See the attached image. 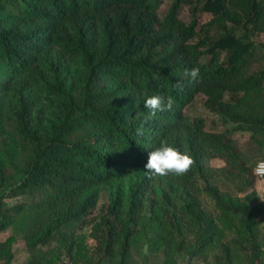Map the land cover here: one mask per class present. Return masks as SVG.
<instances>
[{
  "label": "trees",
  "instance_id": "16d2710c",
  "mask_svg": "<svg viewBox=\"0 0 264 264\" xmlns=\"http://www.w3.org/2000/svg\"><path fill=\"white\" fill-rule=\"evenodd\" d=\"M195 1L172 0L160 20V0H0V97H14L16 125L0 146V232H20L31 253L26 264H134L135 256L148 264L153 253L162 254L161 264H177L182 253L195 264L211 252L214 264H264V202L253 174L264 159V72L246 70L253 37L264 33V0H204L202 11L221 33L192 42L197 20L178 14ZM193 67L198 82L186 73ZM31 86L44 92L47 113ZM197 93L224 129L207 130L202 117L186 120L183 109ZM157 94L174 103L149 118L144 100ZM236 130L248 132L246 144L261 154L253 164ZM165 140L194 161L186 174L166 177L192 187L203 179L216 215L196 195L171 215L152 203L155 175L144 165ZM211 156L237 173L244 195L219 188L204 164ZM109 181L118 182L92 226L89 253L77 231L97 203V187ZM16 239L0 240V264L13 262Z\"/></svg>",
  "mask_w": 264,
  "mask_h": 264
},
{
  "label": "rangeland",
  "instance_id": "374dc122",
  "mask_svg": "<svg viewBox=\"0 0 264 264\" xmlns=\"http://www.w3.org/2000/svg\"><path fill=\"white\" fill-rule=\"evenodd\" d=\"M172 0H160V4L157 9V15L161 20L165 15ZM204 0L195 1L191 4H185L179 11L178 17L184 22H189L193 17L196 18L198 26V33L190 39L194 42L197 39L209 35L211 37H216L221 33L220 26L217 22L213 21V17L209 12L202 11L201 6ZM200 27L202 29L200 30ZM257 49L253 56L249 59L246 70L249 73L264 72V33H257L253 37ZM51 52L44 59L52 57ZM223 57V54L221 55ZM76 69L77 66H73ZM24 75H22L23 77ZM30 93L36 98L37 105L45 107V113H47V103L48 100L44 92L38 91L37 88L31 86ZM206 96L202 93H197L195 98L191 103H189L183 109V113L187 121H191L194 118L202 117L205 122V128L210 131H219L224 129L225 124L218 118V116L206 107L205 104ZM15 99L9 93L6 92L2 97H0V146L4 147L8 139L15 135V121L13 119L12 110L14 108ZM233 137L238 142L241 152L249 160V164H253L257 159L260 158L261 154L254 152L253 144H246L249 137V133L246 131L236 130L233 133ZM23 154H20L14 166H21L23 164ZM204 164L210 167L213 173L216 175V184L220 189L229 191L232 195L242 196L245 194L244 191H239L242 185V179L236 176L237 173L231 169L226 168L224 160L217 156L207 157ZM13 164L7 165L5 169L6 174L13 173ZM13 177H19V174H13ZM213 179V178H212ZM133 181V176H128L122 179L120 182L123 189L127 188L129 184ZM118 181H109L100 184L97 187V203L90 209L85 224L78 229L79 239L83 240L87 246L88 252L92 253L95 248L96 239L92 234V226L97 221V218L106 210L109 203V196L111 192L115 189ZM194 187H192L187 181L177 180L173 177L158 176L152 180L153 187L147 192V195L151 199L152 203L163 204L168 210V215L174 212L178 213L180 205L189 201L191 195H196L200 205L212 213L217 214L215 208L214 200L211 195L204 189L206 182L203 179L194 180ZM256 186V185H255ZM197 189V190H195ZM260 230V240L264 245V220H260L258 223ZM15 235L17 237L16 241L13 243L12 249L14 250V259L11 264H26L30 258L31 253L28 250L25 240L21 236L20 232L15 228L10 227L7 230L0 232V240L5 239L9 235ZM188 239H192V234L188 233ZM53 246V245H51ZM47 247H42L46 249ZM163 256L161 253H153L149 255L148 264H161ZM187 256L185 254H179L177 256V264H187ZM195 264H214L213 253H209L206 258H197L193 260ZM264 263V257L262 258ZM143 262L137 259L135 256L134 264H142Z\"/></svg>",
  "mask_w": 264,
  "mask_h": 264
},
{
  "label": "clouds",
  "instance_id": "9594fccd",
  "mask_svg": "<svg viewBox=\"0 0 264 264\" xmlns=\"http://www.w3.org/2000/svg\"><path fill=\"white\" fill-rule=\"evenodd\" d=\"M199 68L193 67L186 70L187 75L192 81L198 82ZM177 88L182 89V84L177 82ZM173 99L169 97L165 101L162 95H152L144 100V108L148 110L149 118L155 117L158 112L170 110L173 106ZM138 132L141 130L138 129ZM194 163L192 157L187 152H181L178 148L170 145L166 140L161 141L159 147L153 151L148 152L147 162L144 169L152 175L166 176L169 174L183 175L186 174L192 164ZM253 174L257 177L256 192L257 196L264 201V159L256 162L253 168Z\"/></svg>",
  "mask_w": 264,
  "mask_h": 264
},
{
  "label": "built area",
  "instance_id": "2783aa9c",
  "mask_svg": "<svg viewBox=\"0 0 264 264\" xmlns=\"http://www.w3.org/2000/svg\"><path fill=\"white\" fill-rule=\"evenodd\" d=\"M255 166V165H254ZM254 168V167H253ZM256 179H257V177H256ZM255 190H256V188H255ZM264 202V201H263Z\"/></svg>",
  "mask_w": 264,
  "mask_h": 264
}]
</instances>
